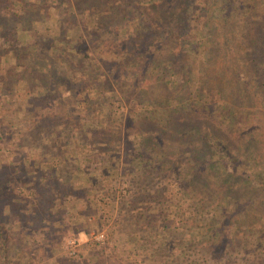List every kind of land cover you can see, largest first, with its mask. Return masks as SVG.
<instances>
[{
    "label": "trees",
    "instance_id": "1",
    "mask_svg": "<svg viewBox=\"0 0 264 264\" xmlns=\"http://www.w3.org/2000/svg\"><path fill=\"white\" fill-rule=\"evenodd\" d=\"M108 1L98 13L96 4L104 1L80 0L79 16L90 20L88 29L69 14L57 21L60 40L50 46L47 37L32 32L31 9L0 7L1 50L28 64L22 98L43 109L69 94L91 95L85 99L91 118L79 120L84 145L122 143L124 136L109 127L116 102L149 110L150 116L134 110L127 118L131 135L125 142L135 145L127 162L134 165L129 178L136 212L160 209L157 219L164 216L163 183L178 181L182 213L175 215L182 225L200 223L195 228L204 229L202 239L192 242L202 253L219 262L264 264V0ZM70 21L80 28L77 37ZM79 86L82 92L72 94ZM46 87L55 98L46 96ZM175 145H201L198 161L185 160L188 149ZM135 219L133 230L124 221L129 236L146 233L164 249L178 235L188 239L172 223Z\"/></svg>",
    "mask_w": 264,
    "mask_h": 264
},
{
    "label": "rangeland",
    "instance_id": "2",
    "mask_svg": "<svg viewBox=\"0 0 264 264\" xmlns=\"http://www.w3.org/2000/svg\"><path fill=\"white\" fill-rule=\"evenodd\" d=\"M56 1L49 0L40 6L38 0H0V7L11 11L17 9L18 12H22L24 7L31 9L35 24L32 32L47 37L50 46L60 40L57 21H64L69 14L78 16L82 29L87 30L90 25L89 19L79 16L80 0H65L67 7H57ZM102 1L105 3L96 4L98 13L107 9V0ZM108 4L113 6L115 2L109 0ZM3 23L6 24L5 21ZM68 23L71 35L77 37L76 33H80L77 22H71L72 26ZM244 23L247 30L251 29L249 21ZM107 30L108 27L104 31ZM1 49L0 43V264L234 262L232 259L219 262L208 258L207 254L201 252L200 246L192 242L193 239H202L204 229L195 228L200 226L198 222L195 225L192 222L182 225L181 217L176 218L175 213H182V208H178L180 197L176 194L178 181L163 183L168 196L164 216L157 219L160 209L136 212L138 208L132 202L129 178L134 165L127 162V158L131 159L134 154L135 145H126L125 142L127 135H131L127 118L134 110L137 114L150 116L149 110L146 111L139 104H128L126 100L116 102V113L109 127L118 136H124L122 143L118 142L114 144L117 146L112 147L84 145L79 120L88 121L91 118L85 102V99L92 98L91 95L84 93L77 98L69 94L63 97L65 100L59 105L51 100L43 109L40 106L30 107L29 101L21 96L24 83L28 81L24 78L29 72L28 64H21L12 57V51L8 54ZM153 87L158 95L160 85ZM80 89V86L73 87L71 93L80 94ZM44 93L55 98L51 88H44ZM106 107L103 104L100 109ZM53 114L59 117L53 119ZM95 115L98 120L102 119L100 115ZM69 118L72 119L69 122L60 120ZM118 128H121V134ZM175 147L188 149L183 151L185 160L198 161L195 150L201 145L197 148L195 145ZM142 150L137 148V152ZM69 188L71 195L67 196ZM186 216L191 214L187 213ZM136 217L142 222L160 219L161 222L172 223L171 227H181V232H186L188 239L184 240L178 235L168 249H164L155 244L154 236L149 237L146 233L129 236L130 229L137 226ZM124 221L130 224V229L124 228Z\"/></svg>",
    "mask_w": 264,
    "mask_h": 264
},
{
    "label": "built area",
    "instance_id": "3",
    "mask_svg": "<svg viewBox=\"0 0 264 264\" xmlns=\"http://www.w3.org/2000/svg\"><path fill=\"white\" fill-rule=\"evenodd\" d=\"M101 238H103V235H101Z\"/></svg>",
    "mask_w": 264,
    "mask_h": 264
}]
</instances>
